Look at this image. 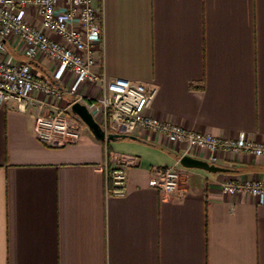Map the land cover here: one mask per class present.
<instances>
[{
	"label": "crops",
	"instance_id": "obj_1",
	"mask_svg": "<svg viewBox=\"0 0 264 264\" xmlns=\"http://www.w3.org/2000/svg\"><path fill=\"white\" fill-rule=\"evenodd\" d=\"M94 3L104 71L156 89L149 114L264 142V0ZM28 18L41 27L34 11ZM6 45V59H25L17 40ZM30 64L59 86L56 61L38 55ZM68 78L60 98L35 92L25 108L14 99L0 107V264H264V202L222 190L227 181L264 180V157L217 153L212 163L211 152L148 130L102 141L82 128L76 144L48 145L35 121L58 108L74 116ZM79 92L98 95L90 85ZM184 155L227 170L185 167ZM121 157L127 193L114 196L105 165ZM176 164L180 188L168 197L151 181Z\"/></svg>",
	"mask_w": 264,
	"mask_h": 264
},
{
	"label": "built area",
	"instance_id": "obj_2",
	"mask_svg": "<svg viewBox=\"0 0 264 264\" xmlns=\"http://www.w3.org/2000/svg\"><path fill=\"white\" fill-rule=\"evenodd\" d=\"M31 10L40 17L41 27L29 20ZM8 40L21 44L24 60L6 59ZM103 42V16L94 0H0V107L14 99L20 108H25L35 92L60 98L64 93L60 85L66 84L72 75L68 92L77 96L68 110L72 111L75 102L83 103L106 135H130L148 130L171 142L211 152L212 163L216 162L217 153L264 157V142L248 138L245 132L224 138L149 114L156 89L121 77L109 79L101 58ZM38 55L57 62L53 77L59 86L34 72L30 61ZM82 85L96 87L98 95L86 98L79 92ZM44 105L41 102L39 107L42 109ZM83 123L79 116L71 117L66 109L58 108L49 115L37 116L34 132L51 146L76 144L81 138ZM127 160L121 157L114 167L105 165L110 195L127 193ZM180 183L179 164L167 167L151 181L168 197L178 193ZM222 190L226 194L248 193L264 202V180L261 179L227 181L222 184Z\"/></svg>",
	"mask_w": 264,
	"mask_h": 264
},
{
	"label": "water",
	"instance_id": "obj_3",
	"mask_svg": "<svg viewBox=\"0 0 264 264\" xmlns=\"http://www.w3.org/2000/svg\"><path fill=\"white\" fill-rule=\"evenodd\" d=\"M72 112L79 116L82 121L89 127L91 132L95 135V137L99 140L105 141H116L118 139H124L129 137L127 134H115L109 133L106 135L105 131L101 127V125L96 121L92 113L88 110L86 105L80 102H75L72 105ZM181 164L185 167L189 168H200L205 169L211 172H218V171H226L227 169L217 166L215 164H211L209 161L199 159L193 157L191 155H184L181 158Z\"/></svg>",
	"mask_w": 264,
	"mask_h": 264
},
{
	"label": "rangeland",
	"instance_id": "obj_4",
	"mask_svg": "<svg viewBox=\"0 0 264 264\" xmlns=\"http://www.w3.org/2000/svg\"><path fill=\"white\" fill-rule=\"evenodd\" d=\"M72 115H75V114H73V112H70ZM83 129H86V130H88V131H90V129H89V127L85 124V123H83ZM91 132V131H90Z\"/></svg>",
	"mask_w": 264,
	"mask_h": 264
}]
</instances>
